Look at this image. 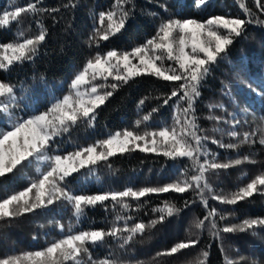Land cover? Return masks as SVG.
Listing matches in <instances>:
<instances>
[{"label":"snow or ice","instance_id":"1","mask_svg":"<svg viewBox=\"0 0 264 264\" xmlns=\"http://www.w3.org/2000/svg\"><path fill=\"white\" fill-rule=\"evenodd\" d=\"M207 3L208 0H191L195 9L207 7ZM253 3L264 15V0H253ZM62 7L75 10L78 4L75 0H67ZM159 7L168 13L166 2ZM239 8L244 18L231 14L211 15L207 19H198L195 15L182 18L179 12L169 13L167 18H160L155 34L144 43L130 50L112 48L103 51L102 43L125 30L134 15V0H115L111 9L97 14L96 23L87 37L88 47L95 48V51L74 72L68 82V92L55 98L43 111L26 103V98L30 97L16 83L0 78V178H7L9 174L14 176L20 169L31 165H35L36 173L34 177H25L27 186L19 191L5 188L0 198V227L26 215L47 213L58 204L69 206L76 222L65 231L64 225L55 221L59 238L48 240L46 247L34 251L17 253L10 249L9 253L0 254V264H168V258H178L185 250L198 247L199 238L177 240L170 247L155 252L151 261L136 260L130 249L138 238L162 229L184 209L197 203L203 206L206 215L193 220L190 237L207 228L212 240L221 242L223 264H264L258 258L240 255L239 249L234 256H229L223 247L224 237L228 234L257 236L264 232V216L230 222L235 217V206L240 202H251L256 195L264 196V170L252 177L247 172L242 173L241 178L247 182L227 193L218 192L210 183L212 176L220 177L231 169L261 163L254 158L257 153L241 154L240 149L244 145L251 149L257 143L264 147V116L260 117L262 124L258 129L238 131L248 121L241 119L246 113L239 109V101L227 90V85L223 88L228 100L209 104L213 114L206 117L215 123L212 132L221 134V138L206 134L196 114L201 89L213 66L222 61L238 38L244 36L248 25H264V19L257 17L246 0H239ZM60 11L61 8L43 7L42 0H29L23 4L12 0L10 8L0 9V30L17 25L16 38L12 42L0 43V71L7 72L16 65L32 62L48 36V28L40 16L47 13L55 21V14ZM26 23L28 27H25ZM32 24L37 29L35 34L31 32ZM144 76L174 86L169 93L157 97L162 104L137 119L135 126L148 125L160 107L175 100L172 125L157 124L142 133L124 128L92 143L75 144L72 150L59 143L81 123L94 128L98 110L109 98L121 87ZM248 88L264 103V79L254 88L249 84ZM146 100L147 97L141 99L137 107L142 110ZM244 103L251 107L247 100ZM226 104L235 107L229 111ZM217 110L222 114L215 115ZM225 135L233 142L225 143ZM209 144L223 150L225 155L222 157L219 151H212ZM137 150L171 161L186 158L191 164L178 169L176 179L157 186L138 189L128 186L123 190L94 193L78 192L70 186L77 175L84 173L87 177L101 165L111 168V158ZM189 192L194 198L185 200L183 208L164 201L152 209L153 218L147 222L132 214L139 212L141 202L152 195ZM211 201L233 206V211L225 212L212 206ZM98 206L110 214L115 213L110 226L78 227L86 210ZM108 240L117 244L121 256L115 255L111 249L101 257L94 256L91 249L105 245ZM211 247L210 242L208 248ZM209 255L208 250L203 251L197 264H208Z\"/></svg>","mask_w":264,"mask_h":264},{"label":"trees","instance_id":"2","mask_svg":"<svg viewBox=\"0 0 264 264\" xmlns=\"http://www.w3.org/2000/svg\"><path fill=\"white\" fill-rule=\"evenodd\" d=\"M17 2L23 4L29 0H17ZM66 2L67 0H42L43 7L61 8V11L55 14V21L47 13L40 16L48 28V36L40 53L30 63L16 65L7 72L0 71V78L16 83L19 88L26 91L30 97V99L26 98V103H31L41 111L54 102L55 98L62 97L68 89V82L74 72L93 54L95 48L88 47L87 37L96 23L95 17L100 11H107L115 4V0H75L78 7L75 10H66L62 7ZM165 2L168 5V13L159 7ZM134 3L135 9L131 22L120 34L108 42H103L101 50L106 51L112 48L130 50L144 43L155 34L160 18H167L169 13L179 12L182 18L195 15L198 19H207L211 15L228 14L244 18L239 8V0H208L207 7L201 9H195L191 0H134ZM246 3L257 17L264 19V15L255 8L253 0H246ZM11 4L12 0H0V9L10 8ZM28 26L26 23L25 27ZM16 30L17 25L15 24L10 28L0 30V43L12 42L16 38ZM36 31V26L32 24V34ZM261 79H264V25L252 23L248 25L244 36L238 38L230 47L222 61L213 66L203 84L201 97L196 104V114L199 117L198 123L205 133L221 138V134L212 132L215 123L206 117L213 114L208 108L209 104L225 103L228 100V97L224 96V85L228 86L227 90L231 91L233 97L239 101V109L246 113L241 119H246L248 123L238 131L258 129L262 124L260 117L264 116V103L249 90L248 85L251 84L254 88ZM173 86L172 83L163 82L154 77H140L117 90L98 110L94 128L81 123L71 130L70 136L66 135L59 143L67 150H72L75 144L92 143L96 139L105 138L108 133L124 128L143 132L146 128L157 124L170 126L173 124L172 105L175 100L171 101L168 106L160 107L159 112L151 118L148 125L142 124L137 128L135 121L150 113L152 108L162 104V100H158L157 97L169 93ZM145 97L147 100L141 110L137 105ZM244 100L251 105L250 108L245 105ZM226 106L229 111L235 107V105L227 104ZM214 114L221 115L222 112L217 110ZM223 140L225 143L233 142L226 135L223 136ZM208 146L212 151H219L222 157L225 155L224 151L217 149L215 145L209 144ZM240 151L241 154H247L249 151L257 153L254 158L261 163L231 169L228 173L221 174L220 177L212 176L210 183L218 192L222 190L227 193L235 190L239 184L246 183L247 180L241 178L244 172L252 177L264 170V147L259 143L251 149L244 145ZM110 163L111 168L101 165L95 173L87 177L84 173L77 175L70 186L78 192L87 193L123 190L128 186H134L137 189L143 186H157L176 179L178 169L190 167L191 164L186 158L171 161L163 156L146 154L138 150L117 155L111 158ZM35 175V170H31L27 175L23 168L14 176L9 174L7 178H0V198L5 188L9 191H19L27 186L28 180L25 177ZM193 198L194 195L191 192L182 195L175 193L152 195L146 201L141 202L139 212L132 214L147 222L153 218L152 209L164 201L183 208L185 200ZM210 203L212 206L224 209L225 212L233 211V206L217 205L215 201ZM133 207H136L135 203ZM234 211L235 217L230 220L231 223H238L246 217L264 216V196L256 195L251 202H240L238 206H235ZM114 215L115 213L106 212L102 206L87 209L86 216L82 218L78 227L88 228L94 224L97 227L106 228L110 226ZM204 215H206V210L199 203L184 209L179 217L171 219L170 223L162 229L138 238L130 251L136 260L151 261L155 252L164 247H170L177 240L198 237L200 240L198 247L185 250L178 258H168V264H197V261L202 258L201 253L205 250L210 252L208 264H223V256L220 253L221 242L213 241L207 228L203 232H194L191 237L189 236L193 220L202 219ZM49 221L53 223L50 224ZM55 221L63 224L65 231L70 224L76 223L71 208L58 204L47 213H38L35 216L26 215L10 225L0 227V254L9 253L10 249H15L18 253L46 247L48 240L59 238V229ZM34 236L38 238L33 239ZM210 242L212 243L211 249L208 248ZM223 247L229 256H234L236 250L239 249L240 255L264 261V232L257 236L250 233L228 234L224 237ZM109 249L115 255L121 256L120 249L112 240H108L105 245L95 247L91 251L94 256L101 257Z\"/></svg>","mask_w":264,"mask_h":264},{"label":"rangeland","instance_id":"3","mask_svg":"<svg viewBox=\"0 0 264 264\" xmlns=\"http://www.w3.org/2000/svg\"><path fill=\"white\" fill-rule=\"evenodd\" d=\"M87 59H88V58H87ZM87 59H86V60H87ZM86 60H85V61H86ZM85 61H84V62H85ZM84 62H83V63H84ZM83 63H82V64H83ZM82 64H81V66H82ZM81 66H80V67H81ZM67 92H68V89L66 90V92H65L64 94H66ZM64 94H63V95H64ZM63 95H62V96H63ZM141 133H142V132H141ZM25 170H26V174L28 175V174L31 172V170H35V165L27 166V167H25Z\"/></svg>","mask_w":264,"mask_h":264}]
</instances>
